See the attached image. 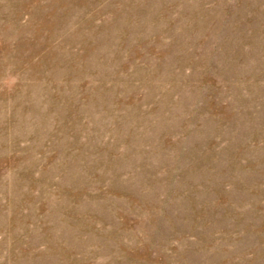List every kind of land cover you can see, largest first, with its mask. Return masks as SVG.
<instances>
[{"label":"rangeland","instance_id":"374dc122","mask_svg":"<svg viewBox=\"0 0 264 264\" xmlns=\"http://www.w3.org/2000/svg\"><path fill=\"white\" fill-rule=\"evenodd\" d=\"M0 264H264V0H0Z\"/></svg>","mask_w":264,"mask_h":264}]
</instances>
